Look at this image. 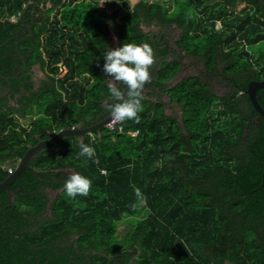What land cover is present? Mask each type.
I'll use <instances>...</instances> for the list:
<instances>
[{
  "label": "trees",
  "instance_id": "trees-1",
  "mask_svg": "<svg viewBox=\"0 0 264 264\" xmlns=\"http://www.w3.org/2000/svg\"><path fill=\"white\" fill-rule=\"evenodd\" d=\"M33 8L38 18L32 20ZM141 16L192 29L191 45L212 53L225 47L230 71H248L264 81V0H177L170 9L139 0L120 17L92 0H0V42L10 30L25 36L28 22L30 36L22 40L23 50L26 42L28 54L43 60L50 75L49 87L31 101L38 115L29 130L21 128L28 142L35 134L85 127L104 110V98L111 97L103 71L109 50L107 24L120 46L141 44ZM62 66L66 72L60 76ZM176 70L163 65L156 78L166 80ZM195 87L184 80L167 91L181 108L182 126L160 106L143 101L139 123H121L124 133L102 129L100 137L84 136L81 142L95 149L98 163L79 155L81 142L74 136L53 144L56 151L34 166H71L92 181L91 190L73 199L63 189L51 204V218L35 233H25L22 214H40L45 195L37 190L24 193L13 182V221L21 223L15 226L4 215L8 199L0 193V264H105L100 253L124 254L133 244V254H140L132 264H264V119L250 107L246 93L218 99ZM255 97L264 109V88ZM243 102L249 110L241 107ZM17 128L15 123L4 127L14 148L22 139ZM127 131L137 134L131 137ZM246 145L253 150L244 151ZM23 178L36 180L29 171L18 181ZM135 188L143 193V203ZM120 223L128 230L119 237ZM69 234L77 235L74 242L82 252L76 263L51 251L55 241ZM93 250L95 256L90 255Z\"/></svg>",
  "mask_w": 264,
  "mask_h": 264
},
{
  "label": "flooded vegetation",
  "instance_id": "flooded-vegetation-1",
  "mask_svg": "<svg viewBox=\"0 0 264 264\" xmlns=\"http://www.w3.org/2000/svg\"><path fill=\"white\" fill-rule=\"evenodd\" d=\"M48 6L49 5H47V7ZM243 7L244 4H242L238 9H242ZM39 8L41 15L44 16L45 10L41 9V4L39 5ZM29 13L33 14L31 17L32 20L34 18H38V12H36L34 8L30 9ZM123 14H118V17ZM12 20L13 18L11 17L10 21ZM107 27L109 50L113 46L112 44L114 43V38H116L117 45L113 46V49L121 47L120 41L118 40L112 25L108 23ZM137 28L143 38L141 44H150L154 50L156 60V63L150 69V74L153 72L154 79L145 84L143 92L144 99L141 103L144 101L152 105L160 106L162 113L166 117L172 118L180 126H182L181 108L178 103L173 101L167 94V91L171 88L168 87L167 80L178 74L180 71H182L183 78L178 83L184 80L193 81V83H196L195 88L197 90L203 93L208 91L218 99L228 98L232 95L238 97L246 93L248 83L257 81L248 71L234 73L229 70L227 58L224 55L226 53L225 47L224 52H222L223 50L218 49L217 52L212 53L211 50L202 48L203 46H198L197 44L194 45V43L191 45L189 40L191 37H194L193 30L183 28L173 20L154 16H141L139 18ZM220 28L221 25L219 24L216 29ZM24 30L25 36L23 34L16 35L10 30L4 36V41L0 42V170L7 172V174L4 175L1 171L0 176H3L1 181H3L16 168L20 158L24 156L25 152L30 147L36 145L39 141L50 139L51 136L57 132H52L50 135V132L47 131V135L44 134L45 136L42 133L35 134L31 143L28 142L25 132L21 133V128L29 130L32 121L38 115L31 106V101L50 85V75L46 70L45 62L43 60L34 59L28 54L26 42L25 52L23 50L21 45L22 40L25 39L26 41V38L30 36L28 22H25ZM198 34L201 35L202 32H198ZM166 64L177 66V70L168 79L158 80L156 78V73L163 65ZM62 75L63 74L61 73L60 76ZM105 82L108 86L109 77L107 75L105 77ZM121 85L122 84H120L119 87ZM106 102L114 103L112 97H105L102 102L104 110L99 112L95 118L91 120L92 122L87 120L90 122L89 125L81 127H92V125H96L108 116L110 112H108L109 110L106 106ZM241 107L245 109V111L249 110L248 103L246 102H243ZM250 107L253 109L252 105H250ZM258 118L260 117L256 115V119ZM251 121L254 122L255 117L252 118ZM11 123L18 125V132L22 136L19 147L15 148L13 147V143H11L7 137V131L4 130V127L11 125ZM70 128H77V126H71ZM102 129H106L105 126ZM244 131L243 137L247 140V134H249L250 130L246 127ZM93 134L96 133L89 132L84 136L91 135L92 137ZM58 140L59 139L45 146L42 151L36 153L30 160L29 165L38 171L37 176L34 175L36 180L32 181L23 178L22 181H18V178L21 174H23V172L25 173L26 171H29L34 174L32 171L24 169L18 175L17 180L14 181L19 183L24 193L37 190L45 195L46 203L44 205V210L40 214L27 215L25 213L22 214V223L17 219L14 222L13 219L15 213L12 212L14 211L12 206L15 200V195L11 190L13 193V199L10 201L6 191L0 192L1 195H5L8 199V205L3 210L4 215L9 218L15 226H18L20 225L19 223H21L20 227L25 233H35L47 219L51 218V210L50 213L47 212L48 196L50 192L61 188L64 189V184L70 176L73 173H78L75 168L71 166L45 169L36 168L34 166L36 165L38 159L56 151L55 147L52 145L56 144ZM252 143H254V141L251 142V145ZM241 144H245V141L241 142ZM241 144L239 148L243 151ZM251 145H246V148H244L246 150L244 151L248 153L252 151L253 146ZM16 191H20L19 188H16ZM57 195H59V193L56 194L55 198ZM127 230V225L123 228L122 232L118 231V225L116 227V232L119 237L125 234ZM74 240H77V235L69 234L66 237L55 241L52 245L53 247L51 248L52 253H63L65 257L70 258L73 263L78 262V260L82 258V252L77 250V245ZM132 247L127 249V252L124 254L118 253L106 255L104 253H100V255L106 258L105 264H124V260L127 258L128 261L126 264H132V262L140 254L139 251H136V253L133 254V250L136 249V245L133 244ZM85 254H88V251H86ZM90 255L95 256L96 252L93 250ZM115 258H119L120 260L113 262V259Z\"/></svg>",
  "mask_w": 264,
  "mask_h": 264
},
{
  "label": "clouds",
  "instance_id": "clouds-1",
  "mask_svg": "<svg viewBox=\"0 0 264 264\" xmlns=\"http://www.w3.org/2000/svg\"><path fill=\"white\" fill-rule=\"evenodd\" d=\"M105 0H101L103 6ZM103 65L104 73L109 77L108 88L114 103L106 102L114 123H123L126 120H133L139 123L138 113L143 111L141 101L144 99L143 92L145 84L150 82V69L156 63L154 50L148 43L135 44L127 43L121 47L108 50ZM120 84L126 86L122 91ZM126 93V95H125ZM80 156H85L94 163L95 149L81 142ZM92 181L79 174L73 173L65 182L64 189L70 198L78 195L87 196L91 190ZM137 199L143 203L145 197L139 188L134 189Z\"/></svg>",
  "mask_w": 264,
  "mask_h": 264
},
{
  "label": "water",
  "instance_id": "water-1",
  "mask_svg": "<svg viewBox=\"0 0 264 264\" xmlns=\"http://www.w3.org/2000/svg\"><path fill=\"white\" fill-rule=\"evenodd\" d=\"M113 43V42H112ZM113 46L117 45L116 38H114ZM113 46L110 50L113 49ZM151 80L154 79L153 72L150 74ZM183 78L182 71H180L178 74L174 75L170 79L167 80L168 87H172L176 85L181 79ZM147 84V83H146ZM264 88V81H252L248 83L246 94L248 96V99L253 107V109L256 111V113L264 119V109L258 104L255 93L258 89ZM126 91V88L123 90ZM126 95V93H125ZM168 98V97H167ZM112 119L111 113L106 116L103 120H101L99 123L92 127L83 128L81 125H78L77 128H62L59 131H57L55 134L51 136L50 139L45 141H39L36 145L30 147L24 154L22 158H20L16 168L3 180L0 182V192L6 191L8 193L10 201L13 199V193L11 192V184L17 180L18 175L21 173V171L30 170L34 173V175L37 176L38 171L33 169L29 162L34 157L36 153L39 151H42L43 148L53 142H55L57 139H63L69 136H74L79 140L82 141L85 134L89 132H94L97 134L98 137H100V131L105 126L107 122H109ZM262 178H264V173L262 175ZM263 184V183H262ZM63 188L58 189L56 191L50 192L48 196V203H47V212L50 213V207L53 202V199L55 198L57 193H61Z\"/></svg>",
  "mask_w": 264,
  "mask_h": 264
},
{
  "label": "rangeland",
  "instance_id": "rangeland-1",
  "mask_svg": "<svg viewBox=\"0 0 264 264\" xmlns=\"http://www.w3.org/2000/svg\"><path fill=\"white\" fill-rule=\"evenodd\" d=\"M95 2H98L99 5L101 4V0H92ZM139 0H105V3L101 7L107 8L109 12L111 11H117L118 14H123L126 12L131 11V9L138 3ZM148 2H157L160 4H165L166 7L172 8V6L175 4L177 0H146ZM219 24H217L216 27H218ZM125 223H120L118 225V231L122 232L123 228L125 227Z\"/></svg>",
  "mask_w": 264,
  "mask_h": 264
},
{
  "label": "built area",
  "instance_id": "built-area-1",
  "mask_svg": "<svg viewBox=\"0 0 264 264\" xmlns=\"http://www.w3.org/2000/svg\"><path fill=\"white\" fill-rule=\"evenodd\" d=\"M66 72V68L64 66H62V74H64ZM105 128L111 132V133H116V134H122L124 133L123 127L121 125V123L117 122L114 123L113 120L111 119L109 122H107L105 124ZM137 134V131H127L126 135L134 137ZM104 172V171H102Z\"/></svg>",
  "mask_w": 264,
  "mask_h": 264
},
{
  "label": "bare ground",
  "instance_id": "bare-ground-1",
  "mask_svg": "<svg viewBox=\"0 0 264 264\" xmlns=\"http://www.w3.org/2000/svg\"><path fill=\"white\" fill-rule=\"evenodd\" d=\"M93 126V125H92ZM88 128V127H87Z\"/></svg>",
  "mask_w": 264,
  "mask_h": 264
}]
</instances>
